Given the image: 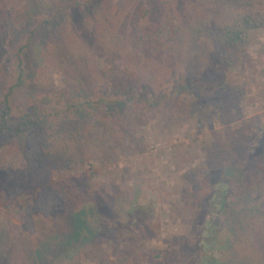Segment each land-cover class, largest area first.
<instances>
[{
	"label": "rangeland",
	"instance_id": "rangeland-1",
	"mask_svg": "<svg viewBox=\"0 0 264 264\" xmlns=\"http://www.w3.org/2000/svg\"><path fill=\"white\" fill-rule=\"evenodd\" d=\"M151 7L152 13L160 11L152 0H14L8 6L0 34V112L15 81L14 50L28 46L29 87L12 99L15 120L58 92H72L75 100H121L117 109L82 118L87 128H98L105 143L118 134L107 128L108 115L120 118L136 101L156 111L167 100L216 101L229 114L211 118L208 109L187 122L147 115L135 132L118 134L109 166L84 148L69 169L54 166L34 178L24 161L25 138L1 139L0 264H120V248L130 254L164 252L179 244L185 260L167 264H240L232 247L247 240L253 227L228 232L225 219L231 180L239 182L241 171L229 165L217 169L206 157L221 139L242 151L250 146L253 158L264 155V29L231 53H213L208 43L187 36L174 64L153 72L151 65L135 64L132 50L115 41ZM202 179L214 191L200 215L191 214L202 217H180L183 197ZM38 200L43 210L35 209L34 226L27 228L24 213ZM244 201L254 218L264 216L261 194ZM75 230H81L77 240Z\"/></svg>",
	"mask_w": 264,
	"mask_h": 264
},
{
	"label": "trees",
	"instance_id": "trees-1",
	"mask_svg": "<svg viewBox=\"0 0 264 264\" xmlns=\"http://www.w3.org/2000/svg\"><path fill=\"white\" fill-rule=\"evenodd\" d=\"M12 1L14 0H0V34ZM152 2L160 11L152 13V7L142 9L138 18L127 27V31L117 35L115 41L132 50V61L135 64H143L145 67L151 65L149 67L153 72L164 71L174 64L180 51V43L187 36H194L200 38L202 43H208L213 53H231L264 29V0H183L182 4L180 0ZM179 4L181 7L177 8ZM27 47L21 45L13 53L15 81L3 100L0 140L8 137L25 138L24 161L33 178L48 173L54 166L69 169L71 162L81 155L84 148L96 153L101 166H109L118 147V134L130 135L135 132L143 125L147 115L148 118L162 117L187 122L195 117H204L208 109L211 111V118L217 112L223 117L229 114L225 105L216 101L206 105L197 101L180 105L174 99L167 100L163 103V108L157 111L149 108L148 102L136 101L123 112L122 117L116 119L108 115L105 120L107 128H113L118 134L115 136L117 139L105 143L98 128H87L82 118H90L97 112L103 113L111 108L117 109L121 100L104 96L99 99L75 100L72 92H58L40 98L29 112L15 120L12 99L17 92H23L29 87L25 69ZM124 129L129 130L124 132ZM241 136L248 137L249 130ZM220 141V147L217 144L207 150L208 163L216 168L217 165L220 168H227L229 165L231 169L241 171L239 182L231 180L232 204L225 226L227 231L240 233L248 227L250 229V226L253 227L252 235L246 236L247 240L242 239L238 246L232 247L233 255L238 256L240 264H264V216L260 219L254 218V210L245 206L244 201L253 194L264 197V155L253 158L250 146L242 151V148L236 149L235 142L224 144L222 139ZM213 192L209 179L200 180L198 189L183 197L184 208L179 210V216L185 219L202 217L191 214L200 215L204 201ZM43 207L41 200H38L37 205L27 207L24 213V225L27 228L34 226L35 209L43 210ZM254 221H257L256 228ZM83 231L86 234L89 229L84 228ZM80 234L81 230H77L74 240ZM95 236L96 234L93 237ZM176 247L172 246V251L158 252L153 249L131 254L120 248L119 263L167 264L175 258L185 260L183 244L178 245V250ZM103 264H107L105 260Z\"/></svg>",
	"mask_w": 264,
	"mask_h": 264
}]
</instances>
